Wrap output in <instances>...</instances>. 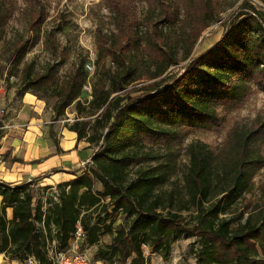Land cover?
Here are the masks:
<instances>
[{"label":"trees","instance_id":"trees-1","mask_svg":"<svg viewBox=\"0 0 264 264\" xmlns=\"http://www.w3.org/2000/svg\"><path fill=\"white\" fill-rule=\"evenodd\" d=\"M107 4L118 35L108 43L97 34L96 63L108 57L113 64L105 78L91 88L90 106L100 114L92 128L86 121H74L68 127L78 141L94 144L98 150L88 168L56 187V201L52 192L35 195L30 183L13 187L0 183V254L23 263L34 257L39 264H49L46 240H55L57 248L65 249L80 223L85 243L94 245L111 231L114 216L123 214L126 224L116 230L109 244L97 248L94 259L108 264H149L143 247L167 259L174 240L186 235L198 239L197 264H264V200L246 216L233 211L264 167V120L229 131L221 154L199 142L189 144V167L181 195L163 191L171 174L170 163L148 164L132 176L129 173L132 164L158 159L145 150V140L172 146L187 131L218 128V109H237L247 98L251 82L264 86V22L259 13L243 14L219 42L192 59L168 84L161 86V79L149 85L147 92L130 97L120 93L136 80L134 52L151 47L157 57L153 62L156 73L147 76L151 80L162 76L176 58L169 46L166 50L168 38L157 30L156 23L151 35L139 36L128 21L129 9L123 0H107ZM214 9V0H189L193 21L185 40V58L209 27ZM44 19L40 8L31 30H38ZM162 19L169 24L175 21L168 12ZM24 54L25 48H19L16 63ZM82 67L61 89L52 87L55 67L41 75L25 68L18 95L55 97L53 111L58 118L73 103L80 106L78 98L87 83ZM90 129L93 132L88 135ZM96 182L101 191H93ZM99 209L103 217L97 214ZM190 209L194 210V223L187 226L182 211ZM88 214L94 215L93 222L85 220Z\"/></svg>","mask_w":264,"mask_h":264},{"label":"rangeland","instance_id":"rangeland-1","mask_svg":"<svg viewBox=\"0 0 264 264\" xmlns=\"http://www.w3.org/2000/svg\"><path fill=\"white\" fill-rule=\"evenodd\" d=\"M123 2L128 6V21L133 30L139 36L146 33L151 35L153 24L156 23L157 30H161L163 36L168 38L166 50L169 46L176 58L175 64L169 66L162 76L151 80L147 76L156 73L153 62L157 58L152 54L151 47H146L148 51L141 48L134 52L132 59L133 65L137 67L136 80L120 93L130 97H138L147 92L148 86L154 82L162 79L163 86L179 76L192 59L219 42L223 34L241 19L243 14L256 11L259 13L258 18L264 22V0H214V15L209 27L200 34L190 55L185 58L188 50L185 40L193 21L188 11L189 0H123ZM40 8L44 10L45 19L39 29L34 31L30 25ZM166 12L174 15L173 23L169 24L162 19ZM97 34L103 35L108 43L118 35L107 0H0V110L3 111L0 116V140L2 134L9 131V128L16 130L19 127L20 121L16 119L27 120L22 114L19 115L22 107L20 98L23 96L18 95L25 68H29L33 75H41L47 68L55 67L56 75L52 87L56 89H61L81 65L92 89L99 78L102 80L105 78V71L112 70L113 64L108 57L96 63ZM151 42L154 43L152 38ZM19 48H25V54L22 60L16 63L15 56ZM86 65L92 67V72H86ZM248 88L247 98L237 109L217 110L220 120L218 128L187 131L182 140L172 146L165 145L163 141L145 140V150L158 155V159L144 164H132L129 168L130 176L140 166L170 163L171 174L163 191L183 194L184 176L189 167L187 155L189 144L199 142L206 145L214 154H221L226 146L229 131L235 128L246 129L264 120V86L251 82ZM45 96L42 99L34 96L43 104V111L37 117L33 110L25 111L33 118L31 120H35L33 122L45 127L48 133H51V128L55 125L69 127L74 121H86L91 127L100 114V111L91 108L92 98L87 91L80 93L79 107L73 103L58 118H55L53 111L56 98L48 94ZM92 132L90 129L88 135ZM90 148L94 153L98 150L94 144H91ZM261 150L264 155V142ZM93 191H101L98 182L94 184ZM263 200L264 167L254 176L251 190L243 194L235 204L234 214L244 212L246 216L247 212L261 204ZM97 214L104 216L102 209H99ZM182 214L185 216V224L192 226L194 210L182 211ZM93 217L94 215L88 214L85 220L93 222ZM126 222L123 214L115 215L109 233L101 236L94 245L83 244L82 248L87 252L92 264H108L94 259L93 255L99 246L109 244L116 230ZM197 241L196 237L181 235L172 243L167 259L151 254L150 249L146 247H143V254L149 264H197L195 260V252L199 248Z\"/></svg>","mask_w":264,"mask_h":264},{"label":"crops","instance_id":"crops-1","mask_svg":"<svg viewBox=\"0 0 264 264\" xmlns=\"http://www.w3.org/2000/svg\"><path fill=\"white\" fill-rule=\"evenodd\" d=\"M20 100L22 113L19 115L27 120L16 119L20 121L19 127L16 130L9 128L2 134L0 183L12 187L30 183L35 195L44 191L49 194L59 184L68 182L89 167L94 151L87 142L78 141L76 133L68 127L55 125L48 133L25 111L33 110L37 117L43 111L42 102L27 93ZM0 264L25 263L0 254Z\"/></svg>","mask_w":264,"mask_h":264},{"label":"built area","instance_id":"built-area-1","mask_svg":"<svg viewBox=\"0 0 264 264\" xmlns=\"http://www.w3.org/2000/svg\"><path fill=\"white\" fill-rule=\"evenodd\" d=\"M85 67L86 71L92 72V67L90 65H86ZM83 91H87L91 94V86L88 81L83 86ZM2 113L3 111L0 110V116ZM52 194L53 199L56 201V190H54ZM83 244H85V232L80 223L76 224L75 231L69 239L65 249L57 248L55 240H46L45 249L49 264H92L87 252L82 248ZM25 264H39V262L34 257H29L26 259Z\"/></svg>","mask_w":264,"mask_h":264}]
</instances>
